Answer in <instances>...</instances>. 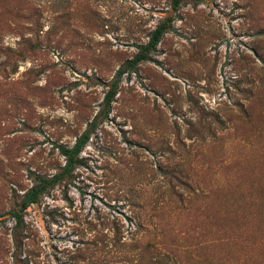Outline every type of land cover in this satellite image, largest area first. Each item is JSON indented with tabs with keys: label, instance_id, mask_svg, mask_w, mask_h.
I'll return each mask as SVG.
<instances>
[{
	"label": "rangeland",
	"instance_id": "obj_1",
	"mask_svg": "<svg viewBox=\"0 0 264 264\" xmlns=\"http://www.w3.org/2000/svg\"><path fill=\"white\" fill-rule=\"evenodd\" d=\"M0 264H264V0H0Z\"/></svg>",
	"mask_w": 264,
	"mask_h": 264
},
{
	"label": "trees",
	"instance_id": "obj_2",
	"mask_svg": "<svg viewBox=\"0 0 264 264\" xmlns=\"http://www.w3.org/2000/svg\"><path fill=\"white\" fill-rule=\"evenodd\" d=\"M181 0H174V6H177ZM72 153V152H69ZM42 190L32 191L29 195L24 198L22 204V210L27 209L31 204H35L38 202V198L41 195Z\"/></svg>",
	"mask_w": 264,
	"mask_h": 264
}]
</instances>
